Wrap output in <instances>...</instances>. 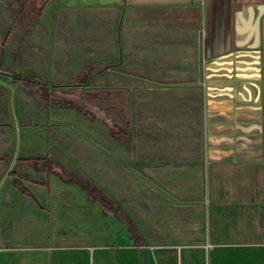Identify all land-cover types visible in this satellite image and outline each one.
I'll return each mask as SVG.
<instances>
[{
    "label": "rangeland",
    "instance_id": "rangeland-1",
    "mask_svg": "<svg viewBox=\"0 0 264 264\" xmlns=\"http://www.w3.org/2000/svg\"><path fill=\"white\" fill-rule=\"evenodd\" d=\"M47 1L7 0L0 16V250L9 254L6 264H54L55 256H61L60 264H79L74 255L83 251L88 254L86 264H93L91 251L116 249L118 230H126L114 216H95L98 209L81 189L65 186L55 176L49 189L27 183L37 211L44 215L15 216L35 201L19 199L9 173L16 171L31 181L47 180L26 164L16 165L21 157L48 155L90 178L130 214L148 249L186 236L189 216L173 215L178 201L175 181L181 176L179 168L189 176L190 166L197 168L199 182L205 180L206 72L200 76L195 66L186 64L181 70L135 68L142 61L135 62L125 51L122 10L66 13L67 33L81 39L62 45L60 34L41 21ZM75 14L82 15L84 23ZM133 14L144 18L141 12ZM100 20L104 21L99 29ZM133 26L141 30L139 22ZM96 36L105 37L107 45H97ZM82 74L85 86L76 87ZM17 77H37L78 90L84 97L95 93L103 115L127 127L131 139L113 138L103 120L47 108L34 88L15 82ZM164 193L169 205L166 216L158 206ZM135 252L137 263L146 264L145 249ZM202 259L207 264L205 253Z\"/></svg>",
    "mask_w": 264,
    "mask_h": 264
},
{
    "label": "crops",
    "instance_id": "crops-1",
    "mask_svg": "<svg viewBox=\"0 0 264 264\" xmlns=\"http://www.w3.org/2000/svg\"><path fill=\"white\" fill-rule=\"evenodd\" d=\"M6 1L0 0V16L5 13ZM90 10L125 12L122 20L125 51L128 54L131 52L135 62L140 58L142 61L135 68L181 70L182 64H186L195 66L199 75L203 70L207 74L208 161L205 180L199 182L197 168L190 166V175L187 176L186 170L179 168L181 171H177L181 176L175 181L178 201H175L177 206L173 215L189 216L188 234L175 237L172 243L160 244L151 249L146 245L140 248L146 251L143 255L145 263L203 264L202 253H205L207 264H264V0H48L41 21L54 33L60 34L62 45H69L71 39L81 38L74 33H67L70 19L64 15ZM137 12H141L144 18L138 19L133 14ZM75 15L78 18L80 14ZM84 20L82 15L77 19L82 23ZM103 21L100 20L96 27L100 29ZM135 21L141 25L140 31L133 26ZM1 28L0 23V37ZM140 32L141 36H137ZM130 35L133 36L132 41ZM96 37L97 45H107L105 37ZM253 55H259L260 75L251 76L253 71L235 72L230 93L232 101L225 103L222 108H219L218 103L211 102L209 94L220 92L210 88H224L219 81H228L219 76L225 71L215 73L219 68L217 61L228 56L227 60L235 63L242 60L251 62ZM237 66L250 67L235 64L234 68ZM224 96H218L215 100L223 102L226 99ZM224 107L229 110L225 111ZM217 112H225L233 120L228 121L223 116L213 117L212 114ZM225 125H233L234 128L221 133L212 129ZM239 125H258L261 130L255 128L245 133L236 128ZM221 139L226 140L219 145L212 142ZM214 150L231 153L224 156L213 153ZM165 174L167 176L164 180L169 179L167 171ZM28 182L25 185L31 196L22 195L11 185L19 193L20 200L35 201L29 203L30 209L21 210L15 216H25L27 213L43 216V213L37 211L38 203ZM47 182L48 187L30 183L49 189L50 179L48 181L47 178L43 183ZM62 184L76 186L80 190L77 185ZM80 191L88 200L87 195ZM165 195L158 200L160 214L163 216L167 215L169 208ZM94 206L98 211L93 214L103 216L99 207ZM181 220L185 225L186 221L183 218ZM118 231L116 249L99 248L91 251L93 264H138L135 251L139 248L133 247L126 230ZM87 256L86 251L74 255L79 264H86ZM59 258L61 256L52 259L54 264H60ZM8 260L9 254L0 250V264H6Z\"/></svg>",
    "mask_w": 264,
    "mask_h": 264
},
{
    "label": "trees",
    "instance_id": "trees-1",
    "mask_svg": "<svg viewBox=\"0 0 264 264\" xmlns=\"http://www.w3.org/2000/svg\"><path fill=\"white\" fill-rule=\"evenodd\" d=\"M85 81L86 75L82 74L76 78L75 86H85ZM15 82H20L27 87L36 89L47 107L72 110L90 121L103 120L108 125L110 135L113 138L123 140L131 139V131L127 127H122L120 124L110 119L108 115H103V110L100 106L101 102H99L100 98H98L95 93L84 97L78 90H69L66 87L48 85L37 77H17ZM108 108L112 110L110 104ZM24 164L30 166L36 173L46 174L48 181L52 176H55L64 184L77 185L87 195L88 200L99 207L103 216H114L126 227L133 247L142 248L145 246L144 240L134 220L118 203L106 195L102 188L95 185L90 178L67 168L59 160L48 155L36 157L28 156L17 159L16 165ZM8 176L11 178V185L22 195L26 196L32 195L25 185L26 181L47 187L49 186V182L31 181L23 178L16 171L10 172Z\"/></svg>",
    "mask_w": 264,
    "mask_h": 264
},
{
    "label": "water",
    "instance_id": "water-1",
    "mask_svg": "<svg viewBox=\"0 0 264 264\" xmlns=\"http://www.w3.org/2000/svg\"><path fill=\"white\" fill-rule=\"evenodd\" d=\"M243 57H245V55H243ZM253 60L251 62H248V61H245V60H242L240 63H235V61H228L227 58L228 56H225L224 58H222V60L220 61H217V65H218V69L215 70V73H222V71H225L223 72V74H219V76L221 78H227L228 81H224V80H220L219 81V84H223L224 85V88H210V90H217L220 92V94H209L210 97H211V102H215V103H218L220 106L219 108H222L223 105L225 103H230L232 101V94L231 91H232V79H233V76L235 75L234 73L235 72H246V71H253L254 73L251 74V76H259L260 75V68L258 67L259 65V55H253ZM235 64H244V65H247V66H250L248 68H241L239 66H237L236 68H234V65ZM238 75H246V74H238ZM225 95V96H224ZM218 96H224L226 97V99L223 101V102H217V100H215L216 97ZM225 108V107H224ZM220 111H222L223 109H219ZM225 111H228L229 108H225L224 109ZM223 110V111H224ZM213 117H225L228 121H232L233 118L232 117H227L225 112H217L215 114H212ZM234 128L233 125H225V126H221L219 128H212L213 130H215L216 132L218 133H221L223 132L224 130H232ZM236 128L238 129H241L243 132L245 133H248L250 131H252L253 129L257 128L259 130H261V127L258 126V125H253V126H249V127H244V126H236ZM239 139H245V138H239ZM226 139H221V140H218V141H212L214 142L215 145H219L222 141H225ZM229 141H233L232 139H230ZM213 153L215 154H221V155H224V156H228L229 153L231 152H223V151H220V150H214L212 151Z\"/></svg>",
    "mask_w": 264,
    "mask_h": 264
}]
</instances>
